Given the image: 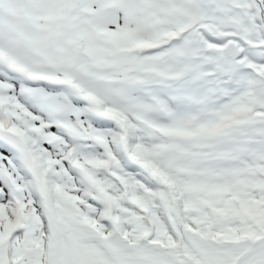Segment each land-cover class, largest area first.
Segmentation results:
<instances>
[{
    "label": "snow or ice",
    "instance_id": "obj_1",
    "mask_svg": "<svg viewBox=\"0 0 264 264\" xmlns=\"http://www.w3.org/2000/svg\"><path fill=\"white\" fill-rule=\"evenodd\" d=\"M0 264H264V0H0Z\"/></svg>",
    "mask_w": 264,
    "mask_h": 264
}]
</instances>
